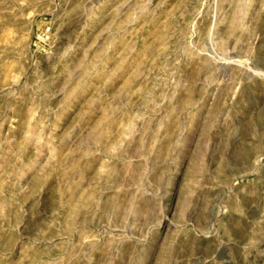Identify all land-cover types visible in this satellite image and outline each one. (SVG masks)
<instances>
[{
    "label": "rangeland",
    "instance_id": "374dc122",
    "mask_svg": "<svg viewBox=\"0 0 264 264\" xmlns=\"http://www.w3.org/2000/svg\"><path fill=\"white\" fill-rule=\"evenodd\" d=\"M0 264H264V0H0Z\"/></svg>",
    "mask_w": 264,
    "mask_h": 264
}]
</instances>
